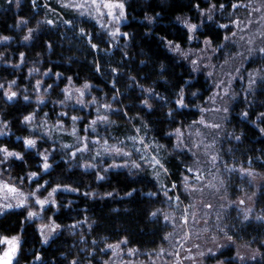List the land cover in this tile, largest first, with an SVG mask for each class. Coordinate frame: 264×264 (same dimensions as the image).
Here are the masks:
<instances>
[{"label":"trees","instance_id":"16d2710c","mask_svg":"<svg viewBox=\"0 0 264 264\" xmlns=\"http://www.w3.org/2000/svg\"><path fill=\"white\" fill-rule=\"evenodd\" d=\"M122 1L127 16L122 30L128 34V40L121 39L114 45L89 19L78 18L75 24L71 22L75 26L72 30L61 21L49 27L43 24L45 15L36 9L40 5L38 0L35 6L33 0H20L19 7L14 0L11 3L0 0V37L10 38L0 42L3 57L0 59V83L15 81L17 87H24L28 70L39 69L48 73L44 76L45 84L51 85L48 98L60 101L68 77L76 86L88 82L95 98L112 99L111 107L116 111L111 117L118 126L124 125L131 130L130 120L142 132L147 131L157 143L170 148L173 139L169 133L196 121L199 113L194 108L202 104L211 91L206 76L192 71L186 59L170 51L166 42L171 40L180 44L182 50L196 47L189 41L188 29L182 23L186 19L189 23L201 24L195 33L198 39H209L214 45L222 43V29L214 23L202 22L201 10L206 11L213 3L229 8L234 0ZM61 12L66 21L74 20L71 13ZM148 17L154 18L151 23ZM21 20H26L35 30L28 41L24 40V31L19 30ZM92 44L97 47L93 48ZM250 65L248 63L247 67ZM259 68L264 75V61ZM56 73L61 76L57 78ZM149 89L153 92L151 97L146 91ZM181 89L186 107L176 103ZM245 96L237 100L229 112L227 130L232 139L228 144L230 152L224 157L228 162L264 173V133L260 131L264 128V118L258 119L264 113V79H259ZM144 99L149 100L151 109L144 106ZM34 110L33 101L26 102L21 98L7 101L0 92V115L12 132L0 137V146L23 155V160L11 158L4 166L6 179L10 177L12 182L22 184L21 178L26 183L28 173L40 172L39 183L48 181L49 190L60 184L79 191L56 193L57 208L49 214L51 221L60 228L47 244L42 242L36 223L25 219V211L12 209L0 215V237H20V251L14 264H72V261L96 264L95 256L102 253L100 243L116 245L125 239L130 248L139 251L162 246L166 227L151 213L162 205L163 195L149 171L109 168L105 173H97L73 166L57 156L52 159L51 168L43 172L41 159L33 148H25L23 143L30 133L22 121ZM44 110L50 112V109ZM245 111L247 117L243 116ZM235 136H240V140ZM163 164L168 179L179 185L183 174L179 158L172 154ZM100 175L105 179L98 180ZM128 192L132 195H127ZM257 209L264 216V195L259 196ZM234 238L241 244L258 248L264 255V223L242 225L237 228ZM3 246L0 245V252ZM37 256L41 259L37 260Z\"/></svg>","mask_w":264,"mask_h":264},{"label":"rangeland","instance_id":"374dc122","mask_svg":"<svg viewBox=\"0 0 264 264\" xmlns=\"http://www.w3.org/2000/svg\"><path fill=\"white\" fill-rule=\"evenodd\" d=\"M38 1L40 5L36 6V9L41 10L43 15H45V21L43 19L44 25L53 27L61 21L63 26H66L70 30L74 29L75 26L73 24H66L64 22L66 20L61 12L62 10L71 13V17L74 19L71 20V22L74 21V24L78 18L89 19L94 22L107 34L114 45L121 39H124V41L128 40V35L125 37L122 30L123 26L127 23V16L119 25L114 23L110 24L108 23L111 19L110 17L105 16L101 18L96 16L94 11H92L91 15L82 16L76 10L62 7V3H66L68 0ZM14 2L16 3V0H14ZM234 3L240 4L241 7L233 9L232 5ZM227 6L228 5H224V8L221 10L218 5L216 10L212 13L211 20L207 18V14L201 15L202 22L214 23L219 27L221 24L228 25L227 28L220 27L223 31V42L217 45L212 43V48H215L216 51L213 52L211 48L201 51L205 49L203 42L209 39L201 40L198 38L190 41L194 43L196 47L183 50L184 52L191 50V55L186 61L192 71L193 65L191 64V60L203 57L199 64V71L194 72L203 73L206 76L211 91L208 98L202 104L195 106L194 109L199 113L196 121L204 119L208 124L220 125L219 129H213L191 122L187 127L180 128L184 133L186 146L181 145L180 148H177V139L175 136H171L173 139L172 146L168 148L163 145V148H159L156 147V145L161 144L150 138L147 131L142 132L141 128L133 125V122H130V120L131 130L124 125L118 126L111 117L112 113L116 110L111 107V110L106 112L103 108L104 104L111 105L112 99L100 100L96 98L97 103L95 105L89 103L86 107H81L79 104H76L74 100L61 104L60 101L64 100L63 91L60 101L49 99L50 87L45 84V75L39 69H37L38 71H33L34 68L28 70V77L24 87H17L16 83L13 86V90L16 91L18 95L12 101H15L17 98L25 100L24 97L28 96L29 99L25 101H33L35 103V110L33 113L36 114V118L31 126L26 125L24 119L22 123L27 127L30 136L37 139V145L36 148H33V151H35L40 159L41 157L39 154L47 149L50 153V164L52 159L58 156L66 163H71L73 166H77L81 169H85L84 164L86 163L92 164L94 167L87 169L94 170L97 173H105V168H123L127 171L145 169L149 171L152 179L158 186V191L163 195V203L154 211L157 212V216L154 218L161 219L166 227L164 244L156 250L151 251H139L136 249L137 251L132 255L128 253L129 250L134 248H130L127 244H120V249L117 250V254L113 255V249L107 248L108 244L100 243L99 246L102 245L100 248L102 253L95 256L94 259L96 264H106V262L107 264H221V262L222 264H264V255L258 248L241 244L234 238L238 227L250 223H264V221L256 219L257 216H263L257 209V201L260 195H264V173L255 171L239 163L233 164L232 162H228L224 157L225 154L230 152L228 144L232 139L231 133L227 130L229 112L237 100L250 94L252 88L249 89V73H256L259 71L260 75L257 76V81L261 79L260 77L264 76L259 68L260 63L264 61V54L258 51L259 48L264 47V20L261 19V16L264 15V0H234L229 8ZM55 7L61 10L59 11ZM255 8H261L262 11H252V9ZM94 16L96 18H93ZM237 19L245 22L240 26L241 28H245V31H240L233 23ZM47 20H52L53 24H47ZM97 20L100 22L98 23ZM248 20L252 21L250 25L247 24ZM102 24L104 25L103 27L101 26ZM117 26L121 34L113 38L109 35V31L114 30ZM197 26V29L201 28V24H197ZM19 27L23 28L19 30H23L25 36L28 35V30L31 29L28 24H21ZM32 30L33 34L35 30ZM232 32H236V36H232ZM226 35L230 37L228 41L224 39ZM241 37H243V39H241ZM249 40H251L252 43H249ZM221 45H223V47H221ZM249 48L253 49L251 53L248 51ZM239 52H243L244 56L237 55ZM179 57L183 58L180 54ZM225 61H227V63H225ZM248 63H251L250 67H247ZM205 65H209V67H205ZM212 65H215V67H211ZM236 69H239V73L236 72ZM209 71L213 72L211 77L208 76ZM229 72L232 73L231 76L228 75ZM233 76L235 79L232 78ZM30 78H33V82ZM38 80L41 81L39 90H37L36 87ZM221 80L225 83L222 84L220 88H217L216 84ZM9 83L10 82H6L3 84L7 86ZM74 86L79 88L83 85ZM225 87L228 88L227 95H224ZM6 90L7 87H5V89H0L5 100H7L4 96ZM217 92L220 93V96H215ZM214 96L215 103L209 99ZM37 97H43L44 103H38ZM93 97L95 96L91 89L86 92V101H91ZM49 102L51 105L47 106ZM224 107L228 108L226 113L222 110ZM98 108L101 115L105 113L108 115L110 122L98 123L95 132L91 130L85 132L84 129L88 128L93 119H96ZM201 108H204L205 111L201 112ZM215 108H219L221 111L210 110ZM44 109H50V112ZM62 112L67 113V115L61 116L60 113ZM72 116L80 118L76 122L75 128L77 129L79 137L86 135L89 137L90 149L87 152H78L75 159H73L69 153L75 151L76 147H82L83 145L78 144V137L72 135ZM4 123L6 122H3L0 115V129H3ZM57 124L62 125V127H57ZM30 127L36 130L34 132L30 131ZM136 129H140L139 134H137ZM175 130L170 133H174ZM197 130L201 133L200 136H196L195 133ZM6 131L8 134L0 137L12 134L9 126ZM44 133H47V135H43ZM131 137H137V140L143 137L145 145L134 143V141L130 139ZM97 138L101 140V143L98 145L92 144L91 141ZM104 140H107L109 146L121 147L124 151L131 152L133 154L131 159L122 155L117 156L105 152ZM201 141H203L202 144ZM193 142L201 146L196 148L193 146ZM64 145H71L73 147L65 148ZM205 145H210V147H205ZM137 148L140 149L139 152L136 151ZM189 148L191 151H188ZM98 152L100 153L99 155H97ZM172 154L177 156L179 161H181L183 174L179 185L168 179V171L165 172L163 169L159 168L154 169L150 166L148 160L140 159L141 155H146L148 157L156 155L163 163V161ZM212 156L217 157L215 167H213L211 163ZM133 161L142 164V167L139 169L132 167ZM125 163L128 164L127 167H111L113 164L123 165ZM6 164L0 165V168L3 169ZM189 167L193 169V172L187 171ZM228 169L234 170L229 171ZM240 169L251 170L256 178L253 180L250 176L242 174ZM197 171L201 177L200 180L196 179ZM6 175L7 174L4 173L3 176H0V180L8 181L9 179H6ZM185 176L188 177L187 181L184 180ZM221 180H223V185L220 184ZM185 183L188 185L187 188L185 187ZM15 184L20 185L27 193L30 190H34L36 181L29 184L27 178L26 183ZM173 184L176 185L175 188H172ZM41 191L43 193L41 198H43L46 197L48 191L51 190L47 188V191L44 189ZM165 191L168 192V197H172L171 200L164 195ZM177 196L179 197V201L175 199ZM240 200H244L245 203L240 204ZM208 204H211L212 207H206ZM56 208L57 206L49 204L44 209L40 218L33 219L30 222L36 223L37 229H39L40 224H48L51 222L49 213ZM14 209H21L27 214L26 208ZM248 209H251V212L249 213V219L245 220L244 213ZM165 215L169 216L168 221H165ZM185 215H187L188 219L187 224H185L182 219ZM225 232L233 237L234 242L228 241L225 238ZM56 233L57 231L52 234L48 242ZM169 233L172 235L169 236ZM166 236L168 239H165ZM213 237H215V240ZM103 244L105 245L103 246ZM197 245H199V247H196ZM5 247L6 246H3L0 253L5 250ZM161 249L164 250L163 255L160 254ZM189 249H191V251H189ZM209 249L212 251H209ZM237 250L246 257L243 262L237 259ZM169 253H171V255ZM200 253H203V255H200ZM256 253H259L256 255V259H250V257ZM91 257L93 256L91 255Z\"/></svg>","mask_w":264,"mask_h":264},{"label":"snow or ice","instance_id":"6c2138e0","mask_svg":"<svg viewBox=\"0 0 264 264\" xmlns=\"http://www.w3.org/2000/svg\"><path fill=\"white\" fill-rule=\"evenodd\" d=\"M12 0H9V3H11ZM19 3L20 0H16V6L19 7ZM36 4V0H33V6H35ZM64 8H71L73 10H76L79 12L80 15H91L92 11L95 12L96 16H99L101 18L107 16L110 17L111 19L108 21V23H114L116 25H119V23L121 21H123L124 19H126V12H125V5L122 2V0H68V2L66 3H62L61 5ZM245 7H248L247 5H244ZM199 9V5L196 6ZM233 9L239 8L241 7L240 4H236L234 3L232 5ZM217 5L216 4H211V7H209L206 11L205 10H201V15H205L207 14V18L209 20L212 19V13L214 10H216ZM219 8L222 10L224 8L223 4L219 5ZM106 10V11H105ZM252 11L255 12H261L262 9L261 8H255L252 9ZM93 18H96L95 16ZM154 18L153 17H148L149 22L151 23L152 20ZM177 19L179 20L180 18L177 17ZM261 19L264 20V15L261 16ZM66 24H70L71 21H64ZM97 22L99 23L100 21L97 20ZM47 24L52 25L53 21L52 20H47L46 21ZM182 23L184 24V26L188 29L189 32V36L188 39L189 41L196 39L197 37L195 36L196 30H197V25L196 24H192L189 23L188 20H183ZM237 28L240 29V31H245V28H241V24L245 23L244 21H241L239 19L235 20L233 22ZM252 23L251 20L247 21V24L250 25ZM20 24H27L26 20H21ZM19 26V25H17ZM102 27L104 26L103 24L101 25ZM221 28H227L228 25L225 24H221L220 25ZM32 29L28 30V35L24 36V40L28 41L32 38ZM81 33H84V30L81 29ZM120 29L119 27H115L114 30H110L109 31V35L112 36L113 38H115L116 36L120 35ZM236 32H232V36H236ZM123 35L125 37H127V33H123ZM10 38L7 36L4 37H0V42H6L8 41ZM163 39V38H162ZM225 41H228L230 39V37H228L227 35L224 37ZM241 39H243V37H241ZM89 43H91V41H89ZM167 46L169 48L170 51L179 53L180 55H182L185 59H187L190 55H191V50H189L188 52H184L181 49L180 44L174 43L173 41L169 40L166 42ZM205 45V49H202L201 51H205L209 48H211V50L213 52L216 51L215 48H212V41L211 40H205L204 42ZM249 43H252L251 40H249ZM49 47H51L49 45ZM93 48H96L97 45L96 44H92ZM221 47H223V45H221ZM249 53H251L253 51L252 48L248 49ZM258 51L261 54H264V47H261L258 49ZM237 55L239 56H244L243 52H239L237 53ZM2 55H0V59H2ZM203 59V57H200L199 59H193L191 60V64L193 65V71H199V64L201 62V60ZM21 62H23V53H21ZM225 63H227V61H225ZM18 67V65H17ZM205 67H209V65H205ZM211 67H215V65H212ZM223 67V66H221ZM33 71H38L37 69H33ZM51 71V70H49ZM96 71L99 72L100 68L99 66H97ZM113 71H115V69H113ZM161 71L163 72V67H161ZM236 72L239 73V69H236ZM48 73H44V75H47ZM57 76V78H59L61 76L60 73H56L55 74ZM213 75L212 71L208 72V76L211 77ZM229 76L232 75L231 72L228 73ZM260 73L259 71H257L256 73H249V89L252 88V86L257 82L256 78L257 76H259ZM233 79H235V77H232ZM261 79H264V76L260 77ZM134 79V78H133ZM225 82L223 80H221L219 83L216 84L217 88H220L222 84H224ZM41 84V81H37V90H39V86ZM15 85V81L10 82L7 86H5L4 84H0V89H5V87H7V90L4 92V96L6 97V99L8 101H12L14 98L17 97L18 93L16 91L13 90V86ZM48 87H51V85H49ZM92 85L88 82H85L83 84L82 87H75L73 85L72 82V78L68 77V86H66L62 91L64 93V100L60 101L61 104H64L68 101H75L76 104H79L81 107H86L88 106V104H92L95 105L97 103L96 98L93 97L91 99V101H86L85 100V95L86 92L89 91L91 89ZM113 87H115V84H113ZM148 92L149 97H151L153 95V92L151 89L146 90ZM75 94V95H74ZM228 94V88L225 87L224 88V95ZM193 95L195 96L196 93H193ZM215 96H220V93L217 92L215 94ZM215 96L214 97H210L209 99L213 101V103H215ZM179 99L177 100V105L179 107H186L187 105L184 103V92L183 89H181L180 93H179ZM116 97H113V99H115ZM25 100H28L29 97L25 96L24 97ZM38 103H44V99L43 97H37ZM143 104L145 107H147L148 109L152 108V105L149 103L148 99H144L143 100ZM103 108L107 111L111 110V105L110 104H104ZM212 111H221V109L219 108H215V109H210ZM225 113L228 111L227 107H224L222 109ZM201 112H204L205 109L201 108L200 109ZM171 112H169V115L171 116ZM47 115V114H45ZM61 116H66L67 113L62 112L60 113ZM244 117L248 116V112H244L243 113ZM36 118V114L32 113L28 116L24 117V123L26 125L31 126L32 122L34 121V119ZM260 118H264V113L260 114V117H258V119ZM80 118L77 116H72L71 120L73 121V130H72V135L77 136L78 137V144L83 145L82 147H76L75 151H71L69 153V155L75 159L77 156V153H83V152H87L89 151V137L83 136V137H79L78 133H77V129L75 128V124L76 122L79 120ZM109 117L108 115L105 113L103 115L100 114L99 112V108L97 109V117L96 119H93L88 128H85L84 131L88 132L89 130H91L92 132L96 131V125L98 123H109ZM193 124H200L203 125L206 128H213V129H219L220 125L219 124H208L205 122L204 119H201L199 121H194ZM57 127H62V125L57 124ZM7 128L8 125L7 123L3 124V129H0V136L3 135H7ZM35 128H31L30 127V131H35ZM261 133H264V128L260 129ZM137 134H139L140 129H136ZM196 136H200L201 133L197 130L196 131ZM43 135H47V133H44ZM170 136H175L177 139V148H180L181 145H185V140H184V133L180 128H177L175 130L174 133H169ZM240 136H235L236 140H240ZM19 139V138H18ZM130 139H132L134 141V143H139L140 145H145V140L143 137H140L137 140V137H131ZM24 146L25 148H36L37 145V139L36 138H32L30 137H26L24 138ZM92 144H100L101 140L99 138L91 141ZM203 143V141H201V144ZM103 144L105 145L104 151L107 153H111V154H115L117 156H125L128 157L129 159H131L132 157V153L131 152H126L124 151L121 147H112L108 145L107 140L103 141ZM193 146L196 148H199L201 145L197 144L195 142H193ZM65 148H71L73 146L71 145H64ZM151 147V146H149ZM156 147L159 148H163V145H156ZM205 147H210V145H205ZM137 152L140 151V149H136ZM188 151H191V149L189 148ZM100 153L98 152L97 155H99ZM41 157V169L43 172H47L50 168H51V164L49 163V157H50V153L48 152L47 149H45L44 152L39 154ZM11 158H15L17 160H23V155L20 152H15V151H11L9 150V148L7 146H0V165L6 164L8 162L9 159ZM140 159L142 160H148L150 166H152L154 169L159 168V169H163L165 172H167V169L165 168L164 164L161 162V160L158 158V156L153 155L151 157H148L146 155H141ZM216 160L217 157L216 156H212L211 157V163L213 165V167H215L216 164ZM128 164L125 163L123 165H118V164H113L111 165V167H127ZM90 167H94V165L86 163L84 164V168H90ZM132 167L139 169L142 167V164L133 161L132 162ZM229 171H233L234 169H228ZM5 169L0 168V176H3L5 173ZM105 172L108 171L107 168L104 169ZM188 172H193V169L191 167L187 168ZM241 173L244 175H248L250 176L253 180L256 178L255 174L251 171V170H245V169H240ZM158 175V173H157ZM39 178H40V172H30L28 173V183L31 184L33 181H36V186L34 188V190H30L27 193L23 190V188L20 185H17L13 182H11V178L9 177L8 181L5 180H0V215H3L4 212L12 210L14 208H26L27 209V217L25 218L27 221H31L33 219H37L40 218L42 216V213L44 211V209L51 204L52 206H56V198L55 195L58 191H73V192H77L79 191V189L77 188H73L69 185H60L57 184L56 187H52L51 191H48V194L46 197H43V193H42V189H44L45 191H47V188L49 187L48 185V181H44L43 184L39 183ZM98 180H103L105 179V177L103 175H100L97 177ZM196 179L200 180L201 177L199 175V172L197 171L196 173ZM184 180L187 181L188 177L185 176ZM23 178H21V183H23ZM220 184L223 185V180L220 181ZM176 185L173 184L172 188H175ZM185 187L187 188L188 185L187 183H185ZM219 190V189H217ZM202 191V189H201ZM84 195H90V196H95V193H84ZM107 195L111 196L112 193H108ZM127 195L131 196L132 192H128ZM149 195H155L154 193H149ZM164 195L166 197H168V192L165 191ZM31 198V199H30ZM169 200L172 199V197H168ZM177 201H179V197L177 196L175 198ZM240 204H244L245 201L244 200H240L239 201ZM38 206V208H37ZM206 207L211 208L212 205L208 204L206 205ZM36 209V210H34ZM159 211V210H157ZM251 212V209H248L247 211H245L244 213V219L248 220L249 219V213ZM152 217H156L157 216V212H153L151 213ZM165 221L169 220V216L165 215L164 217ZM182 219L184 220V223L187 224L188 223V219H187V215H185L184 217H182ZM257 220H261L264 221V216H257L256 217ZM72 227H75V225H73ZM60 228L59 224H56L55 221H51L48 224H40L39 225V232L40 235L42 237V242L47 244L48 240L50 239V237L52 236L53 233H55L58 229ZM223 230V229H221ZM172 234L169 233V236H171ZM225 238L228 241H233V237L228 235L227 232L224 233ZM165 239H168V237L166 236ZM213 239L215 240V237H213ZM234 242V241H233ZM93 243H95V241H93ZM128 241L125 239L123 241H121L120 243L116 244V245H112L109 244L107 245V248L109 249H113V255L117 254V250L120 249V244H127ZM0 245H4L5 250L0 253V264H14V262H17V257L20 251V237L19 236H12L11 238L9 237H0ZM196 247H199V245H197ZM135 251H137L136 249H131L129 250V255H132ZM189 251H191V249H189ZM209 251H212L211 249H209ZM164 250L161 249L160 254L163 255ZM171 255V253H169ZM259 253L253 254L250 259L255 260L256 259V255H258ZM200 255H203V253H200ZM37 260H40L41 257L37 256L36 257ZM237 259H239L241 262H243L246 257L244 255H242L240 253L239 250H237ZM72 264H77L76 261H72ZM107 264V262H106ZM222 264V262H221Z\"/></svg>","mask_w":264,"mask_h":264}]
</instances>
